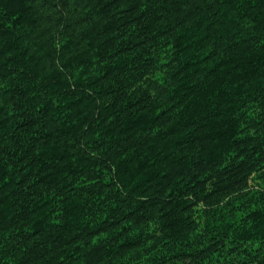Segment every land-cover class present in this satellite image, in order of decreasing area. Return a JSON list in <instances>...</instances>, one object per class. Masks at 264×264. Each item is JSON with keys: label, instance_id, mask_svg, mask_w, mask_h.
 <instances>
[{"label": "trees", "instance_id": "16d2710c", "mask_svg": "<svg viewBox=\"0 0 264 264\" xmlns=\"http://www.w3.org/2000/svg\"><path fill=\"white\" fill-rule=\"evenodd\" d=\"M0 264H264V0H0Z\"/></svg>", "mask_w": 264, "mask_h": 264}]
</instances>
